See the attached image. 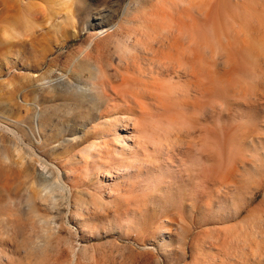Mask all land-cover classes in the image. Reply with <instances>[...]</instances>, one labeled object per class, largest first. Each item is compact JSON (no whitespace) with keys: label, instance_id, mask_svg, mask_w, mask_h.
Wrapping results in <instances>:
<instances>
[{"label":"rangeland","instance_id":"374dc122","mask_svg":"<svg viewBox=\"0 0 264 264\" xmlns=\"http://www.w3.org/2000/svg\"><path fill=\"white\" fill-rule=\"evenodd\" d=\"M0 264H264V0H0Z\"/></svg>","mask_w":264,"mask_h":264},{"label":"bare ground","instance_id":"6f19581e","mask_svg":"<svg viewBox=\"0 0 264 264\" xmlns=\"http://www.w3.org/2000/svg\"><path fill=\"white\" fill-rule=\"evenodd\" d=\"M105 31H108V29L103 30L102 32H100V34H101V33L103 34V32H105ZM100 34H98L97 36H99ZM37 125H38V129L40 130V128H41V122L38 121ZM31 131L34 133V129H33V128H31ZM15 173H16V172L10 173L9 176L14 175ZM7 174H8V173H7ZM61 174H62V172L59 171V176H61ZM16 175H18V173H16L15 176H16Z\"/></svg>","mask_w":264,"mask_h":264}]
</instances>
